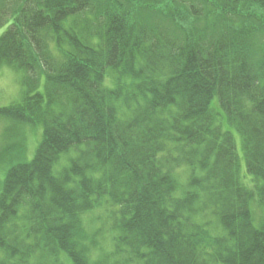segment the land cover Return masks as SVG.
Returning <instances> with one entry per match:
<instances>
[{"label": "trees", "instance_id": "1", "mask_svg": "<svg viewBox=\"0 0 264 264\" xmlns=\"http://www.w3.org/2000/svg\"><path fill=\"white\" fill-rule=\"evenodd\" d=\"M258 22L264 0H0V120L41 134L0 154V264H264Z\"/></svg>", "mask_w": 264, "mask_h": 264}, {"label": "rangeland", "instance_id": "2", "mask_svg": "<svg viewBox=\"0 0 264 264\" xmlns=\"http://www.w3.org/2000/svg\"><path fill=\"white\" fill-rule=\"evenodd\" d=\"M256 27L259 29L258 35L255 38L254 46H262L264 43V24L257 23ZM3 32L0 31V35ZM22 98V91L20 87V76L15 73L12 69L4 67L0 68V108H5L14 104H17ZM7 126L6 124L2 123V120H0V154L3 155V160L9 155L13 154V151H21V153L24 152V154L29 157L33 153V150L35 149L38 140L40 139L39 135L40 131H33L31 129H28L20 134L19 136H10L8 137L6 130ZM236 145H237V153L241 159V165L245 166V163L242 161L243 159V149H242V142L239 136H236ZM13 149V151H12ZM17 153L19 154V152ZM9 152V153H8ZM14 160L19 158L13 157ZM9 164V163H7ZM5 166V163L3 164V168ZM184 174V173H183ZM182 174V175H183ZM243 181L248 185H251L250 178H248L246 171L243 168L242 171ZM181 182H184V180H181ZM101 215L102 212L100 210H97L94 212V214H88V223L90 226V241L91 238L97 240L98 244L96 248L93 249L92 255L93 259L96 261L101 258L102 255L105 254L107 251L106 249H110V239L107 234H105V237L101 236V232L97 231L101 228H104L101 222ZM85 221V220H84ZM107 229V228H105ZM94 235V236H92ZM106 243L108 241V244H103L101 240ZM108 245V246H107ZM111 246V245H110ZM95 251V252H94ZM98 255H100V258H98Z\"/></svg>", "mask_w": 264, "mask_h": 264}]
</instances>
